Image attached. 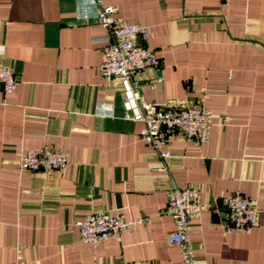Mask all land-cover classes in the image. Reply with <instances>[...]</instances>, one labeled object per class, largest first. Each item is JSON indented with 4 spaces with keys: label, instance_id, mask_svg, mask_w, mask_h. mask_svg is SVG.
<instances>
[{
    "label": "crops",
    "instance_id": "crops-1",
    "mask_svg": "<svg viewBox=\"0 0 264 264\" xmlns=\"http://www.w3.org/2000/svg\"><path fill=\"white\" fill-rule=\"evenodd\" d=\"M150 27L139 40L160 68H146L147 100L211 111L204 143L181 135L163 161L122 118L120 78L100 73L106 30L91 0H0V65L17 76L0 90V263L180 264L164 213L174 185L198 192L189 224L195 264H264V0H103ZM69 154L63 172H22L30 148ZM240 192L257 210L245 234L224 224ZM147 218L97 246L75 222L98 213Z\"/></svg>",
    "mask_w": 264,
    "mask_h": 264
},
{
    "label": "built area",
    "instance_id": "built-area-1",
    "mask_svg": "<svg viewBox=\"0 0 264 264\" xmlns=\"http://www.w3.org/2000/svg\"><path fill=\"white\" fill-rule=\"evenodd\" d=\"M91 1L97 7L98 23L106 30L102 38L105 44L101 48L100 73L106 79L118 77L122 81V118L143 123L139 136L151 145L163 161L170 158L167 143L175 135H181L188 142H206L210 133L211 111L201 100L192 105H176L167 101L147 100L141 92L143 71L146 68H160V59L155 51L139 42L150 33V27L118 17L116 5L104 4L103 0ZM17 83L15 71L9 66L0 65V90L4 94H12ZM69 163L67 152L37 146L23 153L19 167L22 172L51 175L63 172ZM166 196L164 213L171 217L174 226L167 240L178 248L180 264H195L189 224L200 212L198 192L194 188L180 189L171 185ZM225 210L224 224L230 232L248 233L257 222L255 206L240 192L226 198ZM146 221L144 217L127 220L118 213L98 212L74 225L79 230L81 242L97 246Z\"/></svg>",
    "mask_w": 264,
    "mask_h": 264
}]
</instances>
